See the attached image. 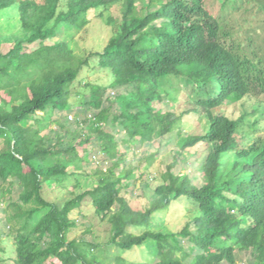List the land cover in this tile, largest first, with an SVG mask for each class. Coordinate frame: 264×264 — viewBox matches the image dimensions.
<instances>
[{
    "label": "trees",
    "instance_id": "16d2710c",
    "mask_svg": "<svg viewBox=\"0 0 264 264\" xmlns=\"http://www.w3.org/2000/svg\"><path fill=\"white\" fill-rule=\"evenodd\" d=\"M245 3L240 12L255 20L243 27L213 15L205 0H0V16L19 23L0 34V46H11L0 49V197L18 190L0 207L11 264H264V0ZM95 20L112 35L90 53L105 77L89 81V56L69 40L44 42ZM179 76L197 92L156 110ZM190 116L204 120L201 133L184 131ZM173 134L172 162L150 175L147 203L134 208L139 194L130 188L140 177L125 151L143 147L142 169H150L154 141ZM95 149L104 164L86 173L98 163L86 158ZM190 156L201 175L187 172ZM80 178L94 185L75 193ZM46 189L65 199H47ZM181 201L180 221L162 226L160 216ZM75 211L89 219L90 237L72 238ZM95 220L107 226L103 242Z\"/></svg>",
    "mask_w": 264,
    "mask_h": 264
},
{
    "label": "rangeland",
    "instance_id": "374dc122",
    "mask_svg": "<svg viewBox=\"0 0 264 264\" xmlns=\"http://www.w3.org/2000/svg\"><path fill=\"white\" fill-rule=\"evenodd\" d=\"M223 1L225 0H205L206 6H207L206 8L213 15H218L221 18H224L225 21H227L229 24H232V25H237V26L243 25L244 27L247 22H251L255 20V19H251L247 21L248 14H244L240 12L243 9L244 5L246 4L245 3L246 0H237L238 4H236L237 8L235 10L234 9L223 10L221 8ZM18 27H19V23L15 16H12V17L0 16V34H7V33L15 32ZM61 30L62 31L60 32V34H58L57 36H55L54 38L50 40L45 41L44 43L51 45L57 41L69 40L71 42L70 46L76 55L89 56L90 66L84 68L83 73H82L83 77L89 81H95L101 76L105 77V75L102 72H100L97 67H95L97 60L95 57H90V53L102 50L103 46L106 44V42L112 35L111 27L105 26V23L103 21L95 20L89 26L83 28L79 32L78 30H74L71 27L67 29H61ZM38 46H39V42H36L32 45H29L26 43L25 51L31 52L35 50ZM10 47L11 46L9 44L3 43L0 46V49L3 52H7L10 49ZM166 88L170 94V97H168V101H169L168 105L165 103H158V102L153 104V107L156 110L159 109L161 112H165L167 109H170V110L173 109L172 106L174 105V102L172 101L174 100L173 99L174 96L177 97V96H182L184 94H187L188 96L192 97L197 92L196 85H194V83H192L188 78L184 76L171 77L170 82H168L165 89ZM206 89L210 91L209 86H207ZM38 114L41 115V113H38ZM54 117L55 116H53V118ZM70 120H72V118ZM203 123H204L203 119L198 118L196 116L194 117L190 116V119L184 118V120L180 124L184 126L185 132L192 133V134H199L203 131ZM176 138L177 136L173 134L171 136H166L158 140L156 139L154 141L155 143L151 147L150 152L155 153L159 151V154L155 158L154 165L150 169L149 168L142 169V167L144 166V162L142 163L140 161V158L142 157V155L145 156L147 154L143 147H139V148L136 147L134 154H132V152L125 151L128 160L133 161L134 172L136 176L140 177L139 179L135 180V182L133 183L134 186L130 188V190L131 189L133 190L134 194H139L137 195V197L133 199V200H137L135 202H132V205L134 208H142L147 203L145 202V199L149 195V193H151L152 189L151 188L148 189L145 186V184L147 183L146 180L149 179L150 175L156 173L157 176H159L161 172L163 173L164 171H166L167 164L172 162L173 149L175 148L174 142ZM167 140L170 141L168 144H166ZM86 147H87L86 145H82V146L79 145L77 149L79 153L82 154L83 148H86ZM102 157H103L102 153H98L97 149L90 152L86 156V158L87 159L91 158L93 162H98V163L93 164L91 162H88L86 164V173H92L93 170H95L98 167H101L104 164V163L103 164L101 163ZM192 160L193 158L190 156L187 172L189 173L190 176H194L195 174L197 176L201 175V174L198 175L195 172V165ZM104 166L106 167V165ZM182 166L183 164L181 162L178 163L177 167L174 168L173 172H176ZM69 170H71V168H69ZM79 182H80V187H79L80 191L75 190V193H80L83 189L94 185L92 178H88V179L80 178ZM1 187L2 186L0 184V188ZM68 189L71 190L70 187ZM45 196L47 199H51V198L54 199L58 197L65 199L66 195L64 191H60L58 189L55 191L51 189H46ZM139 196H141L142 198H138ZM17 197H18V190H17V187L15 186L12 194H6L3 199L0 197V207L6 206L8 202H10L11 200H16ZM183 206H185L184 201H181V203H179L178 205L174 203L166 216L167 217L166 220L164 219L165 216H160L161 217L160 224L162 226H167L168 224H173L177 221H180L181 212L184 209ZM82 211L87 217L90 218L92 211L89 208V205H86V207L83 208ZM77 214H79V211H75L74 214L72 215V218H75L78 220V223H77L78 228H76L73 234H71L72 238L76 236H78V238L83 237V236L86 238L90 237L88 233L87 234L84 233V230L89 225L88 224L89 219L88 220L81 219L80 217H78ZM0 216H1V212H0ZM94 225L97 226L95 235L97 236L98 240L101 242L105 241L108 237V233H107L108 231H107L106 224L100 223L99 221L95 220ZM0 227H1V224H0ZM9 245H11V238L5 239L4 242L0 244V248H3L5 250V253H2L0 249V264H11L9 260L12 257L11 255L12 251ZM246 257H247L246 254L239 252V251L237 252V261L239 262L245 261L247 259ZM48 262H56V261H54L53 258H49Z\"/></svg>",
    "mask_w": 264,
    "mask_h": 264
},
{
    "label": "built area",
    "instance_id": "2783aa9c",
    "mask_svg": "<svg viewBox=\"0 0 264 264\" xmlns=\"http://www.w3.org/2000/svg\"><path fill=\"white\" fill-rule=\"evenodd\" d=\"M69 118L71 119V116Z\"/></svg>",
    "mask_w": 264,
    "mask_h": 264
}]
</instances>
